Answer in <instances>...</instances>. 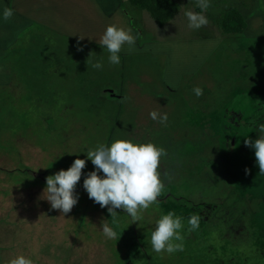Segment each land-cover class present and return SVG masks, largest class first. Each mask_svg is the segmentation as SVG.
<instances>
[{
	"label": "rangeland",
	"instance_id": "obj_1",
	"mask_svg": "<svg viewBox=\"0 0 264 264\" xmlns=\"http://www.w3.org/2000/svg\"><path fill=\"white\" fill-rule=\"evenodd\" d=\"M180 1V11L159 26L128 0H0V9L13 10L0 20V261L23 253L35 264H264V174L254 152L236 159L229 179L219 164L212 170L219 175L206 179L201 154L185 150L195 148L188 126L210 128L224 143V166L234 160L220 123L233 100L264 93V6L210 0L209 22L191 29L183 11L200 9L196 0ZM230 3L248 22L238 36L218 23ZM108 24L138 36L133 50L122 48L118 65L98 44ZM96 60L102 68L91 66ZM151 110L167 113L166 123L152 120ZM117 138L166 150L158 203L141 210L139 221L119 208L110 216L82 187L93 169L86 160L77 203L68 213L52 209L43 198L45 177ZM169 211L199 213L200 226L186 231L183 219V250L152 252L150 231ZM103 223L114 238L104 236Z\"/></svg>",
	"mask_w": 264,
	"mask_h": 264
},
{
	"label": "clouds",
	"instance_id": "obj_2",
	"mask_svg": "<svg viewBox=\"0 0 264 264\" xmlns=\"http://www.w3.org/2000/svg\"><path fill=\"white\" fill-rule=\"evenodd\" d=\"M196 5L200 11H183L187 26L191 29H199L209 22L204 13L209 8L210 0H196ZM12 16V8L5 6L0 9V20H8ZM137 38L133 30L126 25L108 24L100 35L98 44L107 52L108 63L118 65L122 48L127 46L128 50H133ZM91 66L95 69L102 68L99 60L91 62ZM192 92L199 97L203 94V89L193 87ZM148 115L162 125L168 119L167 113L156 110L149 111ZM244 144L254 150L259 174H264V123L257 126V137L254 140L246 138ZM83 153L85 157L75 158L67 169H60L45 177L43 198L49 202L52 209L68 213L77 203L79 194H74V188L81 178L86 160H90L93 169L84 176L82 187L94 203H98L101 208L108 206L110 216H114L117 213L114 209L119 208L128 214L132 222L139 221L138 213L141 210L158 203L157 197L164 188L158 166L161 159L167 155L163 147L150 141L117 138L107 145L97 143L94 148ZM247 171L246 168L245 172ZM183 219H186L188 225L186 231H195L200 226L199 213L182 218L169 211L155 220L148 237L152 252L171 254L183 250ZM101 231L108 239L116 235L107 223L102 224ZM0 264H35V261L31 256L20 253L6 262L0 261Z\"/></svg>",
	"mask_w": 264,
	"mask_h": 264
},
{
	"label": "trees",
	"instance_id": "obj_3",
	"mask_svg": "<svg viewBox=\"0 0 264 264\" xmlns=\"http://www.w3.org/2000/svg\"><path fill=\"white\" fill-rule=\"evenodd\" d=\"M137 9L146 10L159 26H163L170 21L180 10V4L176 0H128ZM219 27L226 35H241L246 29V20L243 15L234 8H229L218 21ZM261 96V93H259ZM264 97V96H263ZM190 134L195 141L193 149L185 145L186 152L201 154L200 174L205 172L206 179L213 174L214 178L219 175V171H212L218 164L222 166L221 174L229 179L228 171L233 169L231 162L226 166L222 163L221 154L225 150L221 138L210 128L189 127ZM188 130V131H189ZM199 141V143H198ZM197 150V151H196ZM208 166V167H207ZM219 169V168H218ZM229 169V170H228ZM234 170V169H233ZM212 171V172H211ZM210 172V174H209ZM227 189H232V184H226ZM234 193V192H229Z\"/></svg>",
	"mask_w": 264,
	"mask_h": 264
},
{
	"label": "flooded vegetation",
	"instance_id": "obj_4",
	"mask_svg": "<svg viewBox=\"0 0 264 264\" xmlns=\"http://www.w3.org/2000/svg\"><path fill=\"white\" fill-rule=\"evenodd\" d=\"M263 96L264 93H261L256 98H242L239 103L233 100V106L226 108L222 114L223 122L221 121L220 126L227 138L226 148L229 156L234 159L231 161L233 164L240 156L254 152L250 146L244 144V140H254L258 123H264ZM237 164H240L239 161Z\"/></svg>",
	"mask_w": 264,
	"mask_h": 264
},
{
	"label": "crops",
	"instance_id": "obj_5",
	"mask_svg": "<svg viewBox=\"0 0 264 264\" xmlns=\"http://www.w3.org/2000/svg\"><path fill=\"white\" fill-rule=\"evenodd\" d=\"M179 4H180V0H176ZM180 1V2H179ZM224 1V0H223ZM228 1V0H227ZM248 1H250L251 2V4L253 3V5L255 4V3H257V2H261L262 3V5L264 6V0H248ZM94 4L96 5V2H95V0H94ZM98 5V4H97ZM229 8H234V9H236V10H238L242 15H243V17H244V19L246 20V28H247V25H248V22H247V18H246V16H245V14H244V11H243V8L242 7H239L238 6V3L237 4H233V3H230L228 6H226V7H224L223 8V10H222V12H221V15H220V17H219V19L223 16V14H224V12L226 11V10H228ZM180 9H181V4H180ZM257 10V9H256ZM180 11V10H179ZM37 25H45V26H48V27H52L53 25H51V24H49V23H47V22H44V21H42L41 23H40V21L39 22H37L36 23ZM54 27V26H53ZM246 30L247 29H245L244 30V32H246ZM243 32V33H244ZM242 33V34H243ZM256 38H259V37H256ZM217 42H219V41H217Z\"/></svg>",
	"mask_w": 264,
	"mask_h": 264
},
{
	"label": "water",
	"instance_id": "obj_6",
	"mask_svg": "<svg viewBox=\"0 0 264 264\" xmlns=\"http://www.w3.org/2000/svg\"><path fill=\"white\" fill-rule=\"evenodd\" d=\"M106 91L111 92V93L113 92V90H111V89H108V90H106ZM104 93H105V92H104Z\"/></svg>",
	"mask_w": 264,
	"mask_h": 264
}]
</instances>
